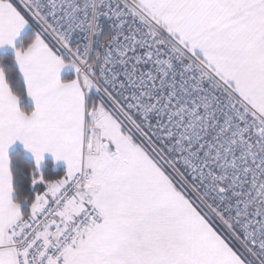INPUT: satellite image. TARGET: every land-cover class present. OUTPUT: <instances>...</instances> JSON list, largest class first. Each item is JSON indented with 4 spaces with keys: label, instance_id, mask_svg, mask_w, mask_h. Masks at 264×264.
I'll list each match as a JSON object with an SVG mask.
<instances>
[{
    "label": "snow or ice",
    "instance_id": "1",
    "mask_svg": "<svg viewBox=\"0 0 264 264\" xmlns=\"http://www.w3.org/2000/svg\"><path fill=\"white\" fill-rule=\"evenodd\" d=\"M0 264H264V0H0Z\"/></svg>",
    "mask_w": 264,
    "mask_h": 264
}]
</instances>
